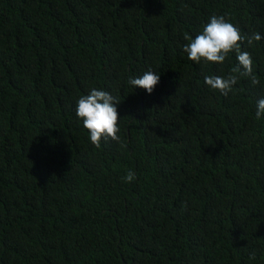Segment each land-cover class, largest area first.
<instances>
[{
    "label": "trees",
    "instance_id": "trees-1",
    "mask_svg": "<svg viewBox=\"0 0 264 264\" xmlns=\"http://www.w3.org/2000/svg\"><path fill=\"white\" fill-rule=\"evenodd\" d=\"M242 36L253 86L183 51L212 15ZM152 93L128 84L148 70ZM120 102L119 141L76 115ZM264 0H0V264H264ZM134 174L132 182L122 177Z\"/></svg>",
    "mask_w": 264,
    "mask_h": 264
},
{
    "label": "clouds",
    "instance_id": "clouds-1",
    "mask_svg": "<svg viewBox=\"0 0 264 264\" xmlns=\"http://www.w3.org/2000/svg\"><path fill=\"white\" fill-rule=\"evenodd\" d=\"M184 39L188 43L184 45L183 51L187 53L189 60L196 63L204 61L206 64H223L228 54L235 52L238 67L233 68L227 77L219 75L204 77L205 84L211 89L219 90L226 96L233 90L241 76L248 77L253 86L260 85V79L253 74L251 54L241 50L242 41H246L248 45H252L253 41H260L262 37L259 32L247 37L242 36L240 30L225 16L214 14L195 38L185 33ZM159 81V74L150 69L141 76L129 77L127 82L133 88H143L150 94ZM119 102L110 92L97 88L91 89L87 95L78 99L76 115L83 121V126L88 130L90 141L95 147H100L102 138L119 141L120 117L116 107ZM255 116L257 120L264 116V98L258 100ZM133 179L134 174L130 171L122 177V180L129 183Z\"/></svg>",
    "mask_w": 264,
    "mask_h": 264
}]
</instances>
